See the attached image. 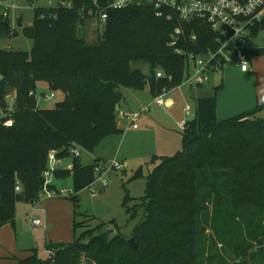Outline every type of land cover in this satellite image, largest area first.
Wrapping results in <instances>:
<instances>
[{
	"label": "trees",
	"instance_id": "1",
	"mask_svg": "<svg viewBox=\"0 0 264 264\" xmlns=\"http://www.w3.org/2000/svg\"><path fill=\"white\" fill-rule=\"evenodd\" d=\"M64 1L70 5L33 6L26 32L30 50L0 49V106L14 92L13 124L0 121V227L14 225L18 201L37 203L47 155L54 151L71 158V167L55 168L53 179H71L72 193L62 197L72 202L73 227L82 231L72 242L46 245L53 251L47 258L35 247L25 250L16 264H264V116L258 115L264 98L247 112L218 119L216 91L222 84L195 99V118L181 131V151L161 156L145 175L141 166L132 174L145 179L141 196L131 197L122 181V206L127 220H136L131 237L137 248L114 219L91 226L85 219L94 217L77 211L78 193L96 180L94 167L107 161L82 163L70 147L92 153L106 136L123 132L115 113L122 87L147 85L156 97L186 78L185 53L217 44L197 22L181 24L182 34L171 44L179 22L156 17L145 4L106 8L108 0ZM103 13L100 37L87 42L80 28ZM6 23L1 14L0 38L10 32ZM251 54H264V48ZM158 69L166 76L155 77ZM38 82L63 99L41 108L29 95ZM52 181L47 186L57 188Z\"/></svg>",
	"mask_w": 264,
	"mask_h": 264
},
{
	"label": "rangeland",
	"instance_id": "2",
	"mask_svg": "<svg viewBox=\"0 0 264 264\" xmlns=\"http://www.w3.org/2000/svg\"><path fill=\"white\" fill-rule=\"evenodd\" d=\"M60 0H2L3 4H8L7 21L10 32L6 37L0 38V49H10L14 51H28L32 47V40L26 34L27 28L31 26L33 20V6H54ZM4 7L0 5V15ZM21 20V26L17 21ZM83 37L89 43H95L102 33V23L100 20L86 19L85 24L80 28ZM264 42V30L251 41V45L258 47ZM226 62L223 68L212 71L208 79L201 85H189L184 82L174 88H169L162 95L166 104L158 106L154 102V96L149 92L146 85L143 89H133L122 87V100L116 105V122L123 128L122 133H114L106 136L94 149L93 153L82 151L80 159L82 163H91L95 157L106 159V170L96 176V180L89 187L78 193L80 199L77 211L94 217L88 220L91 226L98 221L107 222L114 219L122 226L121 231L126 237H131V229L136 220L128 221L122 206L123 190L122 181L131 197H139L143 194L145 179L141 176L131 178L132 174L141 166L142 174L159 163L161 156H173L182 149L181 131L178 122L187 121L194 113L195 99L205 94H211L215 87L222 84L216 91L215 115L218 119H224L247 112L253 109L256 102L264 98V54L250 55L249 76L239 73V67L235 56L230 51H225ZM200 58L204 59L203 56ZM236 63V65H235ZM135 66L141 68L146 73L148 65L138 63ZM192 61H188V72L191 74ZM247 71V72H248ZM241 72V71H240ZM46 92L49 94L45 82H38L36 93ZM14 92H9V97H13ZM51 100H40L41 108H52L56 102L63 99L60 91L53 92ZM189 105L190 115L184 113V107ZM147 108V111L140 112ZM130 109V110H129ZM120 111L138 112L134 121L136 129L129 124L131 116L122 117ZM264 116V111L258 113ZM121 163V168L110 167L111 163ZM106 181L104 185L103 182ZM58 187L71 188V180L56 182ZM92 189V192L90 191ZM65 196V195H64ZM29 202L18 201V214L14 228L9 223V237L14 239L16 231V247L30 249L35 247L37 255L44 259L49 256L47 246L50 242H72L75 235H79L81 228L74 229L72 210L73 205L70 199L53 195L46 197L42 194L37 201L36 208L31 210ZM56 205V206H54ZM48 222L45 221L47 213ZM46 213V214H45ZM39 218L42 222L40 226H32L31 220ZM83 215H77L76 220L81 221ZM60 219V220H59ZM16 223H18L16 225ZM44 226V228L42 227ZM110 226L106 225L103 230ZM14 229V230H13ZM114 230L112 233H115ZM12 253L15 250H11ZM12 258L2 261L0 264L12 262Z\"/></svg>",
	"mask_w": 264,
	"mask_h": 264
},
{
	"label": "built area",
	"instance_id": "3",
	"mask_svg": "<svg viewBox=\"0 0 264 264\" xmlns=\"http://www.w3.org/2000/svg\"><path fill=\"white\" fill-rule=\"evenodd\" d=\"M58 4L69 6L70 3L60 0ZM133 4H145L151 6L156 17H164L170 20L174 17L180 25L176 26L172 33L171 44L175 43L177 38L182 34L181 24H189L197 22L207 26L213 34V40L216 47H207L203 52L195 54L192 52L186 54V78L184 82L189 85L203 84L210 72L223 68L226 62L225 51H230L236 58L239 70L247 72L250 69V55L251 50L255 48H264V42L260 46L255 47L251 45V41L264 30V0H108L106 8H124ZM0 5L4 7L2 17L8 15V4H3L0 0ZM105 13L100 15V21H104ZM255 30H257L254 35ZM195 34L191 33L190 39H195ZM178 52H182L177 50ZM203 56L204 59L200 58ZM192 61V73L188 72V61ZM162 70L158 69L155 77H165ZM168 80L169 76L166 77ZM163 89L162 95L165 93ZM29 95H33L36 99V104L40 105V100H51L54 97L53 92L49 94L41 92L37 94L30 91ZM162 95L154 97V102L158 106L166 104V100ZM10 102H7L5 97V104L0 106V121L5 126L13 124L12 114L14 112V94L9 97ZM184 113L190 115V107H184ZM147 111V108L140 110V112ZM122 117L131 116L130 123L132 127L136 128L137 124L134 122L137 118L138 112L120 111ZM186 121L178 122V127L183 129ZM82 152L80 146H71V156H79ZM57 167H66L64 159L55 155L54 151H50L47 155V167L43 171V187L39 197L44 194L46 197L70 195L72 190L66 187L49 188L47 185L53 179V170ZM110 167L121 168V163H111ZM106 170L105 165H96L94 172L101 175ZM96 175V176H97ZM106 184V181L103 182ZM15 190H19V185H15ZM92 192V189L90 188ZM32 225H40L41 220L34 218L31 220ZM48 254L52 255V250L47 249Z\"/></svg>",
	"mask_w": 264,
	"mask_h": 264
},
{
	"label": "crops",
	"instance_id": "4",
	"mask_svg": "<svg viewBox=\"0 0 264 264\" xmlns=\"http://www.w3.org/2000/svg\"><path fill=\"white\" fill-rule=\"evenodd\" d=\"M235 65H236V63H235ZM239 73H242V72H240V70L238 71ZM243 75H245V76H249L250 74H249V71L248 72H244V73H242ZM145 88V87H144ZM143 88V89H144ZM149 89V88H148ZM130 110V109H129ZM116 124H117V127L118 128H121L119 125H118V123L116 122ZM129 124H130V121H129ZM136 128H138V127H136ZM136 128H134V129H136ZM121 129H123V128H121ZM93 153V152H92ZM64 164L66 165V167L67 168H70L71 167V158H66V159H64ZM70 179V178H69ZM71 180V179H70ZM58 181H61V179H53V184L56 186V187H58L57 186V184H56V182H58ZM62 181H65V179L64 180H62ZM36 205H37V203H35V204H31V210H34L35 208H36ZM54 206H56V205H54ZM18 202L15 204V219H14V224H15V221L17 220V214H18ZM47 213V212H46ZM45 213V214H46ZM47 216H49V214L47 213V215H45V221H46V223L48 222V219H47ZM71 216H73V210H72V215ZM34 219V218H33ZM60 220V219H59ZM18 223H16V225H17ZM42 224V222L40 223V225ZM40 225H37V226H40ZM13 226V228H14V225H12ZM32 226H34L35 227V225H32ZM42 227L44 228V226L42 225ZM10 226H9V223H6V224H4V225H2L1 227H0V259H2V261H5V260H8V259H10V258H12L11 260H12V262H9L8 264H16V259L15 258H19V257H23L25 254H26V252H25V250H27L26 248H24V246L25 245H21V248H17L16 247V243L18 244V242H17V238H16V235H17V233H16V231H14V239H15V241H12L11 239H10V237H9V233H10ZM12 229V228H11ZM14 230V229H13ZM32 247V246H31ZM30 247V248H31ZM11 250H15V252H13L12 253V251ZM14 256V257H13ZM1 261V260H0Z\"/></svg>",
	"mask_w": 264,
	"mask_h": 264
},
{
	"label": "water",
	"instance_id": "5",
	"mask_svg": "<svg viewBox=\"0 0 264 264\" xmlns=\"http://www.w3.org/2000/svg\"><path fill=\"white\" fill-rule=\"evenodd\" d=\"M6 24H8V23H6ZM17 25H18V26H21V20H20V19L17 21ZM194 118H195V114H192V116H191L190 119L193 120ZM128 243H129L130 246H132L133 248H137V246H136V244H135V242H134V238H133V237L128 238Z\"/></svg>",
	"mask_w": 264,
	"mask_h": 264
}]
</instances>
